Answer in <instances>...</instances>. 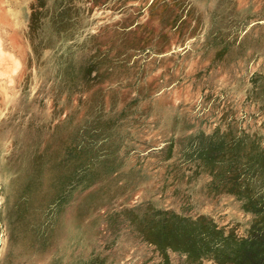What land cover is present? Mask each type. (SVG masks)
Segmentation results:
<instances>
[{
  "label": "rangeland",
  "instance_id": "obj_1",
  "mask_svg": "<svg viewBox=\"0 0 264 264\" xmlns=\"http://www.w3.org/2000/svg\"><path fill=\"white\" fill-rule=\"evenodd\" d=\"M0 264H264V0H0Z\"/></svg>",
  "mask_w": 264,
  "mask_h": 264
}]
</instances>
